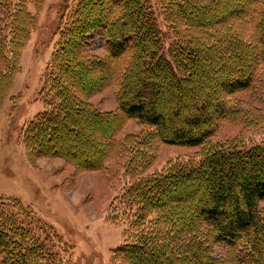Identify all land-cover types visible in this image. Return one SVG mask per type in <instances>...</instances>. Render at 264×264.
<instances>
[{"label": "trees", "instance_id": "16d2710c", "mask_svg": "<svg viewBox=\"0 0 264 264\" xmlns=\"http://www.w3.org/2000/svg\"><path fill=\"white\" fill-rule=\"evenodd\" d=\"M44 1L0 0V110L37 27L29 6L39 11ZM63 1L58 41L44 77L46 108L24 129L28 160L59 157L80 172H102L109 162L127 159L124 170L135 180L123 195L134 209L123 243L113 252L123 264H264V143L247 148L212 139L217 119L227 117L231 97L264 81V0H155V6L151 0ZM161 17L175 33L176 43L168 48ZM91 33L102 42L103 60L91 53ZM206 60L211 62L205 65ZM226 60L233 62L231 73L223 65ZM211 66L217 69L210 80ZM74 68L88 78L76 77ZM105 68L111 80L116 74L117 112L99 113L85 100L101 87L88 79ZM197 73L207 86L223 87V93L197 95L199 85L192 84ZM109 82L107 77L104 84ZM167 82L172 86L163 88ZM164 89L170 98L180 93L171 118L159 106ZM182 107L187 114L178 122ZM119 115L136 120L148 134L121 138ZM85 120L95 124L88 133L77 129ZM99 123L107 124L99 129ZM64 132L84 137L87 151H101L98 159L88 158L79 150L82 145L64 147L57 140ZM155 141L198 147V159L175 161L148 175ZM130 142L148 152L136 159L135 169L141 171L134 177L125 150ZM182 184H194L197 194L205 186V195L187 206L178 189ZM5 207L0 200V264H58ZM211 246L226 250L230 260L213 258Z\"/></svg>", "mask_w": 264, "mask_h": 264}, {"label": "rangeland", "instance_id": "374dc122", "mask_svg": "<svg viewBox=\"0 0 264 264\" xmlns=\"http://www.w3.org/2000/svg\"><path fill=\"white\" fill-rule=\"evenodd\" d=\"M151 2L155 6V0ZM63 3V0H45L39 11L29 6V11L37 18V27L31 32L20 54V71L14 77L0 110V200L6 202L7 212L17 215L19 223L31 229L34 237L53 255L58 264H123L113 258V252L123 243L124 231L132 219L131 211L134 209L123 195L125 189L135 180L124 170L127 159L109 162L106 170L102 172H80L59 157H38L31 162L23 144L26 124L46 108L48 92L44 77L58 41L55 32ZM93 9L97 12L99 8ZM159 26L165 34V47L173 46L176 43L175 33L166 27L162 17L159 19ZM89 38L91 53L99 59H105L99 37L91 33ZM208 62L211 60H206L204 64ZM232 63V60L224 61L226 72L233 71ZM107 68L108 71L112 69L110 64ZM107 68L88 79L96 87L101 84L99 89L85 99L99 113L117 112L118 108V86L114 84L116 74L111 80V73H107ZM216 69L215 66L210 67L208 79L214 78L211 74ZM73 72L82 80L88 78L77 68ZM107 77L110 82L104 84ZM205 82L206 80H200L197 73L192 83L199 85L197 95L203 92L223 93V87L216 84H213L214 87L207 86ZM169 83H164L162 87L170 88L172 85ZM255 87L256 89L251 88L231 97L233 103H227V117L217 119L218 126L212 138L214 141L232 140L247 148L264 143V81L256 82ZM165 91L167 90L162 92V98L159 97L162 99L159 106L171 118L169 115H172L178 105L175 98L180 97V93L174 92L170 98ZM186 114L187 111L183 108L177 121L180 122ZM119 120L122 122L119 132L121 138L139 135L143 139L148 134L145 133L143 125L134 119L119 115ZM82 122L80 121L77 129L85 133L95 125L91 126L89 120ZM116 122L115 119L112 124L114 127L117 126ZM106 124L99 123V129H103ZM81 126L83 127L80 128ZM64 133L57 139L58 142H64V147L72 149L82 145L79 150L85 151L88 158L92 155L94 151L86 150L88 147L84 137ZM155 142V158L147 168L148 175L167 168L175 161L198 159V147L186 148ZM125 150L131 160L129 163L133 164L134 177L135 173L141 171L135 169L136 159L148 156V152L142 145H134L132 142L125 146ZM99 154L92 155L93 162ZM130 164L127 168H131ZM193 186L194 184L178 186L181 197L188 201L187 206L190 207L195 204L198 194L204 196L206 192L205 186H201L197 194ZM261 205L264 206V203ZM192 217L196 222V216ZM211 254L213 258L230 260L227 251L217 246H211Z\"/></svg>", "mask_w": 264, "mask_h": 264}]
</instances>
